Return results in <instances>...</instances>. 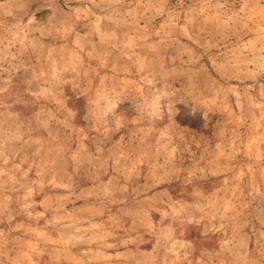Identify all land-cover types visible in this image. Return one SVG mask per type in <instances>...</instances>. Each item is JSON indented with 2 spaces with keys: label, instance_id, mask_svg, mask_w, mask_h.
Wrapping results in <instances>:
<instances>
[{
  "label": "rangeland",
  "instance_id": "obj_1",
  "mask_svg": "<svg viewBox=\"0 0 264 264\" xmlns=\"http://www.w3.org/2000/svg\"><path fill=\"white\" fill-rule=\"evenodd\" d=\"M0 264H264V0H0Z\"/></svg>",
  "mask_w": 264,
  "mask_h": 264
}]
</instances>
